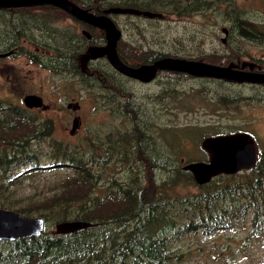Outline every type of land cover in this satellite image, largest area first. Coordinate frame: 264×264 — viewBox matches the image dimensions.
I'll return each mask as SVG.
<instances>
[{"label":"rangeland","instance_id":"obj_1","mask_svg":"<svg viewBox=\"0 0 264 264\" xmlns=\"http://www.w3.org/2000/svg\"><path fill=\"white\" fill-rule=\"evenodd\" d=\"M113 1L87 0L86 5L99 8L126 3L116 0L112 4ZM174 1L131 0L141 12L147 10L152 15H112L122 32V47L129 48L124 53H135L126 58L129 63L140 62L138 57L150 52L142 60L152 58V53L219 65L256 58L264 68V0H178L184 10L193 5L187 15L180 16L171 9ZM145 2L149 4L143 5ZM0 14L12 16L11 22L2 26L0 45H5V51L18 49L16 55L0 59V69L7 65L5 72L0 71V139L24 140L38 124L31 117L12 113L10 103L19 102L9 100L19 96L12 86L14 76L26 80L22 92L44 97L51 107L44 115L51 116L62 108L63 101L52 100L55 97L79 99L83 106L79 135L62 133L61 122L56 119L51 137L33 138L25 150L15 146L8 149L7 155L14 160L23 151L34 159L28 156L23 164L6 171L0 167V208L40 216L43 231L49 234H55V224L60 222L57 219L62 217L58 207L62 205L73 217L84 214L104 223L109 219L112 224L104 227H115L116 213L129 206L128 201L122 204L120 198L125 197L118 186L124 189L144 184L149 190L158 186L162 192L174 194L168 205L174 227L185 226L192 218L208 213L222 221V227L215 230L209 227L185 235L179 231L177 238L170 232L164 244L169 251L167 264H264V216L258 220L261 228L255 229L254 209L238 205V194L205 199L202 185L187 181L189 171L183 170L180 161H206L207 154L200 144L203 138L239 130L253 136L264 158L263 87L184 77L174 72L142 84L112 72L105 59L97 58L98 46L94 43H102L98 39L100 31L94 29L96 39L87 41L63 10L40 5L3 7ZM237 20L246 33L238 34L239 28L232 27ZM32 41L53 44L45 46L46 50ZM53 51L59 52V57ZM47 55L57 60L49 61ZM91 60L94 63L89 65ZM34 61L53 66L56 71H47ZM93 64L99 65L97 70H92ZM73 69L78 74L73 75ZM160 89L163 90L158 92ZM181 94L187 99L176 100ZM99 96L104 99L98 100ZM161 96L165 100H159ZM221 176L225 175L216 178ZM262 186L264 194V181ZM241 195L251 199L245 187ZM115 201L119 210L113 211L111 203ZM260 212H264V204ZM73 217L68 219L78 220ZM131 226L132 223L128 229ZM123 230L124 227L109 230L115 237L111 244L121 243ZM9 246V241H1L0 254L5 255ZM6 260L3 258L0 264H9ZM78 261L93 263L84 258ZM10 264L28 262L22 259ZM126 264L139 261L128 259Z\"/></svg>","mask_w":264,"mask_h":264},{"label":"trees","instance_id":"obj_2","mask_svg":"<svg viewBox=\"0 0 264 264\" xmlns=\"http://www.w3.org/2000/svg\"><path fill=\"white\" fill-rule=\"evenodd\" d=\"M129 1L131 0H126V3L119 5L122 7H134L140 10L136 4ZM72 2L87 7V0H81L80 2L72 0ZM177 2L178 0L174 1V5H172L173 7L171 9L173 12H176L178 16L187 15L192 10L193 5L184 10L178 6ZM116 3V0L112 2V4ZM169 3L172 2L169 1ZM147 4H149V2H145L143 5L147 6ZM70 17L76 19L71 15ZM0 18L2 21L0 24V31L3 33L2 26L8 25V23L11 22L12 16L8 14H0ZM26 21L27 20H24V22ZM238 22L240 21H234L232 27L237 26L239 28L238 34H241L242 32L246 33L242 24L237 25ZM49 44L52 45L53 42ZM149 53H144V57ZM151 55L152 58H144L142 61L149 62L158 57L155 53H152ZM136 122H139L138 118ZM45 132L50 134V128H45ZM25 139L27 141L20 144V147L17 146L18 149L25 150L27 148L26 145L31 138L27 136ZM1 140L6 143L9 142V139L6 138ZM12 143L11 140L8 144ZM24 152L27 154L26 151H23V153ZM21 153L22 152H20V155ZM26 158L22 157V164L25 162ZM84 176L87 177L86 174ZM187 176H189V180L187 181L193 183L194 181L192 180L191 175L187 173ZM263 181L264 164H259L249 171H242L235 175H225L220 178H215L213 181L205 186L202 185L200 188L204 191V198L207 200H210L213 196L238 194V205H245L248 209L250 207L254 209V227L255 229H258V227H260L258 220L260 221L261 217L264 216V212H260L264 204V201L261 203V200L264 199ZM111 185L113 184L111 183ZM243 187L248 190L251 199H247L241 195ZM118 188L122 189L121 194L126 198H120L122 204L128 201L130 206L125 210H120L115 216H118L116 223H113L117 224L115 227H124L122 232L123 240L118 245L116 243L111 244V239L115 237L110 235L109 230L113 228L115 229V227H104L110 223L109 219L104 223L102 219L94 220V218L92 219L89 216L88 218L87 216H84V214L79 215L78 217H73L71 212L65 211L64 206L62 205L58 207L62 213V217L58 218L57 221L71 217L78 220H87L96 224L93 226L94 230L90 227L67 234H47L44 231L37 237L20 238L10 241V246L7 249L6 254H0V262L3 261L4 258L7 259L5 262H9V264L20 262L22 259L25 262H28V264H79L78 260L84 258L90 263L93 261L92 264H126V260H135L136 258V260L139 261V264H146L147 260L149 264H167L170 260L169 251L164 244H167L166 240L169 239L168 234L170 232H172L173 238H177L180 232L185 235L196 233L198 229L206 231L209 230V227H212L213 230L222 227V221L215 216H210L208 213L207 216L202 215L194 217L189 220L185 226L176 228L172 224L170 218L172 215L168 209L169 202L174 194L168 192L164 193L158 186L149 190L147 187H144V184H139L138 187L134 188L124 187L123 189L121 186H118ZM176 197H180V195ZM111 204L114 207L113 211H115V208L119 210V205L116 201ZM71 205L72 204H69V206ZM55 209L57 210L56 206ZM240 212L242 215L246 216V211L244 209H241ZM21 213L26 214L25 212ZM123 213L125 214L123 215ZM212 214L217 215L213 212ZM131 223L132 226L128 229V225ZM18 252H20V254H17ZM175 258L181 260L182 256L175 255Z\"/></svg>","mask_w":264,"mask_h":264},{"label":"water","instance_id":"obj_3","mask_svg":"<svg viewBox=\"0 0 264 264\" xmlns=\"http://www.w3.org/2000/svg\"><path fill=\"white\" fill-rule=\"evenodd\" d=\"M36 5H52L68 11L86 22L99 25L109 36L107 57L111 64L121 73L150 80L158 69L186 72L191 75L209 76L231 81L247 80L264 83V74L245 72L227 65H219L201 60L164 57L149 64L131 66L124 63L116 52V44L121 32L115 23L105 15H95L73 3L71 0H0V7H26ZM108 11V10H107ZM108 12L134 13L151 16L150 12L134 8L111 7ZM222 30L227 33L226 28ZM25 106L32 108L43 105L40 96L27 94L23 97ZM78 123L73 121V127ZM209 155L206 161L185 164L183 170L189 171L199 185L210 182L221 174H237L253 169L259 157L257 144L247 131L239 130L231 133L206 136L201 143ZM95 223L87 220H66L55 224V232L67 234L90 228ZM44 229V221L40 216H28L12 209L0 208V240H16L37 237Z\"/></svg>","mask_w":264,"mask_h":264},{"label":"flooded vegetation","instance_id":"obj_4","mask_svg":"<svg viewBox=\"0 0 264 264\" xmlns=\"http://www.w3.org/2000/svg\"><path fill=\"white\" fill-rule=\"evenodd\" d=\"M72 1V0H71ZM78 5V4H76ZM36 6H39V5H36ZM35 6V7H36ZM40 6H51V7H55V6H52V5H40ZM79 7L83 8V9H86L88 10L89 12L95 14V15H105L107 17H109L113 22L114 20L112 19V15L113 14H128V15H132L134 13H122V12H119V13H114V12H108L109 9L111 7H120V8H126V9H131V8H134V7H122V6H105V7H99V8H91L90 5H86L87 7H83L82 5H78ZM28 7V6H26ZM0 8H3V7H0ZM6 8H9V7H6ZM12 8H21V7H12ZM58 8V7H56ZM60 10H63L61 8H58ZM136 9V8H134ZM108 10V11H107ZM139 10V9H137ZM65 14H67L68 17L73 16L75 17L74 15H72V13L68 12V11H65ZM146 12H148L147 10H145ZM138 15V14H137ZM72 18V17H71ZM76 19L72 18L75 22H76V25H74L75 29L78 30L80 32H78L79 34H81L83 36V38L85 37L87 41H92L93 37H97V34L96 32L94 31V29H98L100 31V33L98 34V39H99V42H102L101 44H97L96 42L94 43L95 45L94 46H98V57L97 58H102V59H105L107 61V65L110 66L112 68V72L122 76V77H126L128 79H132V80H135L139 83H142V84H149L150 82L154 81L156 78L160 77V76H163V79L166 77V73H169V74H173L172 72L178 74V75H182V76H194V77H199V78H214V77H209V76H199V75H191V74H188L186 72H180V71H173V70H166V69H158L156 72H155V75L154 77H152L150 80H142L138 77H131V76H128V75H125L121 72H119L112 64L111 62L109 61L108 57H107V48H108V42H109V36L108 34L106 33L105 29L102 28L101 26L99 25H95V24H92V23H89V22H86L84 21L83 19H79L77 17H75ZM115 23V22H114ZM116 25V23H115ZM117 26V25H116ZM89 28H92L91 29V32L89 31ZM118 28V27H117ZM120 30V29H119ZM121 32V30H120ZM228 32V30H227ZM121 36H122V32H121V35H120V38L116 44V52L118 54V56L120 57V59L128 64V65H131V66H139L141 64H149V63H152L154 60L156 59H159V58H164V57H172V56H169V55H158V57L152 61H147V62H144L142 61V58L144 57L143 53L138 57L139 58V61L140 62H132V63H129L130 61H128L126 58L132 56L133 54L135 53H124L123 50H125L126 52L129 51V48H123L122 47V39H121ZM35 45L43 48V49H46L44 48L45 46L48 47V45L50 46V44L47 43V41L45 42V44L43 42H34L32 41ZM51 43V42H50ZM5 45H0V59H5L6 57L8 56H12V55H16L18 49L16 50V47L14 48H9L8 50H4ZM129 47V46H128ZM3 49V50H2ZM48 50V49H46ZM153 51H156V50H153ZM55 52L56 54H58V57H59V52L57 51H53ZM33 55V54H31ZM48 56V55H47ZM176 58V57H174ZM51 60V61H56V57H52V56H48V60ZM184 59V58H183ZM49 60V61H50ZM190 60V59H189ZM229 61V60H228ZM34 64L38 65V66H42V67H46V69H48L47 71H56V68L53 67V66H46V65H42V64H38L36 63V61L33 62ZM94 63V60H91L89 61V65ZM225 65L227 66H230L233 67V68H236V69H240L242 71H245V72H248V71H251V72H254V73H261V74H264V68L261 67L260 65L257 64V60L256 58L251 59V61L249 60H236V61H230L228 63H224ZM222 64V65H224ZM95 65V66H94ZM99 67V65L97 64H93L91 66L92 70H97ZM13 69H15L14 66H12ZM7 70V65H4L3 68L0 69V71L2 72H5ZM17 70V69H15ZM77 69H73L71 72L73 75L75 74H78V72H76ZM108 74H110L109 70H108ZM176 77V75H174ZM180 77V76H178ZM13 89H16L17 93H18V97H14L15 99H9V100H19V102L17 103H10V105L12 107L11 110H12V113L15 114V116H19V117H31L33 118L34 120L37 121V128L36 129H33V131L31 132V134L28 136L30 137L31 139L29 140H32L33 138H42V137H51L52 134H53V130H54V121L57 119L61 122V125H62V133L64 134H67L68 136H76L77 134L79 135L81 133V124H82V109H83V106L81 104V102L79 101V99H75V98H72V99H67V97H55V99H52V100H62L63 101V105H62V108L59 109V112L58 113H55L51 116H48V115H44V113L46 112H49L50 111V105L45 103L44 102V97L38 93H34V92H22L23 91V83L26 81V80H23V79H20V78H17L16 76L13 77ZM215 79H218V80H225V81H229V82H232V83H237V84H241V85H251V86H258V87H263L264 88V83H259V82H251V81H247V80H242V81H231V80H226V79H221V78H215ZM86 86H89V85H86ZM115 87L119 89V84H115ZM163 89H160L158 92L162 91ZM27 94H34V95H38L41 97V99L43 100V105L42 106H38V107H32V108H29L27 106L24 105L23 103V97ZM165 96H161L159 97V100H165L164 99ZM98 100H103L104 97H97ZM183 98H186L185 95L181 94V97L180 98H177L176 100H184ZM187 99V98H186ZM241 100V99H240ZM259 101H263V100H259ZM83 118H85L83 116ZM76 120L78 123L75 124V127H73V121ZM70 122V128L68 126V123ZM132 123V121H131ZM133 125V123H132ZM45 128H50L51 130V133L50 134H47L45 132ZM208 136H213V135H208ZM27 138V137H25ZM24 138V139H25ZM204 139V138H203ZM9 142H4L0 139V167H3L6 170H8V168H16L17 166L21 165V160H22V157H28L30 156L29 154L27 155L25 152L21 153V155L19 156L18 160H14V157L12 155H7V151L9 148H11L12 146H19L20 144H22L23 142H26L27 140L25 139L23 141V139H20V138H16L15 140H12V144H8L11 142V140H8ZM58 141H64V140H58ZM137 145L136 147H139V141H137ZM202 143V141L200 142V144ZM20 147V146H19ZM201 148L205 151V153L207 154V160L209 158V155L208 153L206 152V150L202 147L201 145ZM258 152H259V157H258V160H257V165L259 164H264V158H263V155L260 153L262 152V150L260 149V147H258ZM30 159L33 161L34 157L33 156H30ZM263 159V160H262ZM181 163L183 161V165L182 167L187 164V163H190L192 161H187L185 160V158H181ZM196 161H200V160H195L193 162H196ZM255 166V167H256ZM188 172V171H186ZM189 173V172H188ZM240 173V172H239ZM190 174V173H189ZM222 175H226V174H222ZM229 175H235V174H229ZM219 176V175H218ZM192 177V175H191ZM217 177V176H216ZM216 177H214L211 181H213ZM192 180L194 181L193 177H192ZM210 181V182H211ZM208 182V183H210ZM194 183H196L194 181ZM206 183V184H208ZM197 186H200L199 184L196 183ZM203 185V184H202ZM21 213V212H20ZM23 214V213H22ZM66 220H70V219H65V220H60L61 221H66ZM58 223V222H57ZM95 226V224L93 225ZM45 231V230H44ZM42 231L41 234L44 232ZM46 232V231H45ZM47 233V232H46ZM49 234V233H47ZM55 234H58L55 232ZM0 241H14V240H0Z\"/></svg>","mask_w":264,"mask_h":264},{"label":"bare ground","instance_id":"obj_5","mask_svg":"<svg viewBox=\"0 0 264 264\" xmlns=\"http://www.w3.org/2000/svg\"><path fill=\"white\" fill-rule=\"evenodd\" d=\"M72 15H74V14H72ZM75 17H77V18H79V19H81L80 17H78V16H76V15H74Z\"/></svg>","mask_w":264,"mask_h":264}]
</instances>
